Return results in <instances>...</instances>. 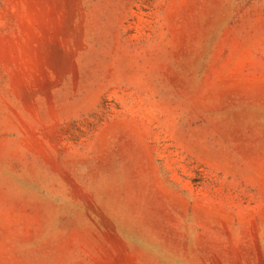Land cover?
Returning <instances> with one entry per match:
<instances>
[{"label": "rangeland", "instance_id": "rangeland-1", "mask_svg": "<svg viewBox=\"0 0 264 264\" xmlns=\"http://www.w3.org/2000/svg\"><path fill=\"white\" fill-rule=\"evenodd\" d=\"M0 264H264V0H0Z\"/></svg>", "mask_w": 264, "mask_h": 264}]
</instances>
